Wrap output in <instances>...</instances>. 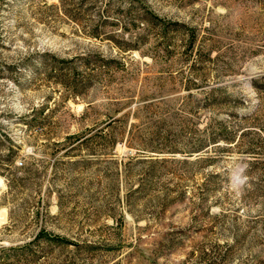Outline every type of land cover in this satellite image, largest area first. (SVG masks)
<instances>
[{"label":"rangeland","instance_id":"rangeland-1","mask_svg":"<svg viewBox=\"0 0 264 264\" xmlns=\"http://www.w3.org/2000/svg\"><path fill=\"white\" fill-rule=\"evenodd\" d=\"M0 264H264V0H0Z\"/></svg>","mask_w":264,"mask_h":264},{"label":"trees","instance_id":"trees-1","mask_svg":"<svg viewBox=\"0 0 264 264\" xmlns=\"http://www.w3.org/2000/svg\"><path fill=\"white\" fill-rule=\"evenodd\" d=\"M82 1V4L83 5H85V1H88V0H81ZM84 2V3H83ZM142 19V18H141ZM141 21H144V20H141ZM166 25V24H165ZM183 25H179V24H174V27H182ZM164 27H166V26H162V29H164ZM166 29V28H165ZM194 39V38H193ZM192 43H193V40H191L190 42H189V44H191L192 45ZM91 77H92V75L90 76V79H91ZM87 79H84L83 80V82L84 83H86L87 84ZM215 140V138H212V141H214ZM202 147H203V144H200L199 146H197V148L196 149H194L193 150V152L195 153V152H198V151H200L201 149H202ZM41 236L43 235V236H46V237H49V239L51 240V241H54V240H57V241H60V242H62V241H64V240H61L60 238H57V237H54V236H48V234H40ZM40 235H38L37 237H36V239L37 238H39L40 237Z\"/></svg>","mask_w":264,"mask_h":264}]
</instances>
